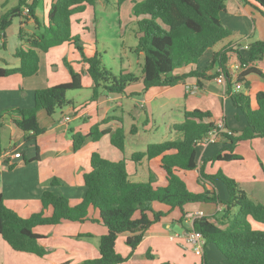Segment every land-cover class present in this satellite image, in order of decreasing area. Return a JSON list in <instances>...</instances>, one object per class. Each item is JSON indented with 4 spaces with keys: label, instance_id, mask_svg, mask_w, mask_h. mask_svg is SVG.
Here are the masks:
<instances>
[{
    "label": "trees",
    "instance_id": "1",
    "mask_svg": "<svg viewBox=\"0 0 264 264\" xmlns=\"http://www.w3.org/2000/svg\"><path fill=\"white\" fill-rule=\"evenodd\" d=\"M125 0H117L121 3ZM264 14V0H251ZM38 0H17L16 4L5 11H0V38L5 37V30L15 17L28 14L39 24L35 14ZM96 0H52L48 12L47 23L40 24L43 29L25 35L19 32V37L26 44L16 47L13 55L19 59L17 67L0 66V76L19 73L23 77L37 73L39 69V53L65 41H69L70 19L72 15L83 12L87 6H94ZM225 9V0H141L133 6L137 20L136 52H142L144 61L140 76L131 72L114 74L103 64L97 53L87 55L82 45L72 42L80 52L81 61L86 64V71L92 80L91 99H96L100 91L112 94H123L131 83L139 82L146 90L157 86H173L186 77H193L200 87L202 80L210 79L217 73L209 74L217 64L227 77L225 92L232 104L240 111L245 125L240 128L224 126L232 134L222 133L219 140L227 143L210 158L213 160H236L241 156L234 152L235 145L242 141L264 136V89H251L246 78L249 73L264 76L263 72L254 67V62L263 58L264 41L255 40L248 48L227 46L214 52L209 61L201 69L194 67L183 74H176L179 68L191 64L197 65L199 58L219 41L229 37L227 29L220 18ZM26 17V15H25ZM26 36V37H25ZM235 51L241 65L246 67L232 82L226 69L227 52ZM70 80L52 86L38 88L34 91V104L28 108L12 109L19 113L13 119L14 124L23 131L25 140H34L44 132L37 120V112L42 110L52 115L56 109L72 104L67 98V91L82 88L80 74L67 65ZM235 82L242 83L238 91L234 89ZM2 115L0 114V117ZM184 118L172 125L179 132V137L157 143H149L143 151L131 154V160L160 156V166L165 172L166 184L155 185V178L150 174L145 181L134 182L129 179L126 160H110L92 152L89 159L90 169L85 171L83 178V194L79 203L71 205L68 199L59 191L46 188L41 193L42 208L28 217H22L5 205L0 193V235L6 243L16 251L43 255L45 249L40 245L41 235L34 231L39 225H54L63 220L85 221L89 219L88 208L93 207L99 212V219L106 232L100 237L99 256L85 259L78 264H118L129 259L133 250L141 242L146 230L172 209L181 211L179 222L186 214L188 203H211L221 206V214L199 216L193 220L192 228L199 231L204 240L201 264H208L206 246L212 245L219 252L225 264H264V229L254 228L248 219L250 216L257 222L264 223V203L255 201L241 188L232 177L221 170L213 174L204 171V160L197 162V145L203 137L217 127L214 121H208L212 114L209 110L194 108L185 110ZM104 134H109L111 145L123 150L125 132L122 126L115 129H99V124L93 125L89 132H73L71 134L72 148L80 149L87 140L96 141ZM226 145V144H225ZM38 155H36L37 158ZM25 161H29L26 159ZM198 168L199 179L204 178L214 186L220 180L227 192V198L221 199L215 188H205L199 192L187 188L185 181L176 173L178 170H193ZM53 185L57 179L52 180ZM154 202L169 207L168 211L157 210ZM51 206L50 215H45L44 209ZM213 218V219H211ZM129 233L125 244L129 247L126 255L116 251V239L119 234ZM147 258H153L150 250ZM60 264H70L68 261ZM159 264H170L162 261Z\"/></svg>",
    "mask_w": 264,
    "mask_h": 264
},
{
    "label": "crops",
    "instance_id": "2",
    "mask_svg": "<svg viewBox=\"0 0 264 264\" xmlns=\"http://www.w3.org/2000/svg\"><path fill=\"white\" fill-rule=\"evenodd\" d=\"M15 2L17 0H0V11H5L14 6ZM7 4L9 7L7 6L5 10H2ZM19 18V32L22 31L27 36L36 30V32L39 31L38 25L40 23H36L31 16L25 17L23 13ZM220 18L223 25L231 31V35L219 41L213 47L208 48L199 58L197 65H185L176 70V74L186 73L197 66L201 69L206 65L214 52L227 46L240 45V48H243L244 45L250 43L251 39L252 41H264V14L251 0H225V9L220 13ZM26 29L29 32H25L24 30ZM6 37L5 30V37L0 38L3 46L5 45ZM47 52H40L39 57L41 53ZM227 55L226 69L232 78L233 76H237L239 72L236 68L238 58L235 51H229ZM2 60L6 62L4 58ZM78 63V67L80 66L82 71H86V64L81 60ZM18 65L19 60L15 61V63L13 62V66L11 67H17ZM253 65L264 74V70L260 68L259 60L255 61ZM72 66H74L73 63ZM219 68L215 64L213 69L208 71L209 74H217L210 79L202 80V85L195 93L187 90V86L196 83L195 79L193 77H186L183 81L173 86H157L144 90L142 84L138 83L136 84V86L138 85L137 87L128 85L123 94L100 91L96 99H91L93 83L90 78L86 87L90 91V94L81 100L69 98L72 104L67 106L68 109L64 107L58 108L52 115H47L42 110L37 112V120L40 126L44 127V132L39 134L34 140L28 141L25 140L23 131L14 124L13 119L18 118L19 113L17 111L13 112L12 109L31 107L34 104V91L38 88L54 85L58 80L56 77H50L46 64L43 67L41 60L39 61V69L34 75L23 77L19 73H12L0 76V114L2 115L0 117V143L3 131L7 130L9 132V144L7 148H0V193L3 195L5 205L13 209L20 216L28 217L32 213L43 209L40 197L42 191L46 188L66 193L70 197L69 203L71 205L79 203L83 194L82 175L90 169L89 159L91 153L85 154L83 160L77 159L78 154L83 153L82 147L84 145L74 151L71 134L73 132L86 134L95 124H99V129L108 127L115 129L123 126L122 117L111 114L112 111L119 110L124 112L127 107V115L133 118L138 113H135V115L132 111L139 112V102L141 100L145 101L146 114L150 117L152 113L148 104L164 96L166 101L162 103L168 104L171 102L169 105V109L171 110L179 107L183 114L185 110L194 108L209 110L212 116L208 121L226 123L229 127L237 129L242 128L245 125L244 118L242 116H239V118L235 117V114L240 115V111L232 104L230 97L225 92V86L215 81ZM246 78L250 81L252 90L264 89V76L257 73H249ZM82 88H84L83 84ZM151 89H154L155 92L149 97L148 94ZM134 97H137L136 103L132 104L129 98L133 99ZM162 103L159 105H162ZM181 103L183 108L180 105ZM146 114L144 118L142 117L143 121L146 120L145 122H147L148 117V115L146 117ZM109 115L112 117L105 119ZM65 116L69 118L63 121ZM234 121L239 123L238 126H233ZM174 123L179 122H170L169 126L172 128ZM124 130L126 129L124 128ZM106 135L109 136V134H104L103 136ZM100 139L94 142H99ZM249 140H251L252 153L248 152L245 155L238 152L239 154H236L240 155L241 159L224 161H232L238 164L239 169H235L232 177L253 200L261 202L259 197H264V162L260 163L259 161H263V156L255 145V138L242 141ZM87 142L89 140L85 144ZM199 145L200 150L198 149L197 155V162L199 164L206 159L205 157L212 156L218 151V149L210 147L213 144ZM220 147L222 148L223 145H220ZM15 152H19L21 155L14 157ZM36 155H38L37 158H34ZM26 159L29 161H25ZM135 163L137 166H135L134 172L129 174L131 181H145L152 174L155 178V185L166 184L165 172L160 166V156L154 158L144 157ZM209 164L211 165V163ZM220 167L219 169H221ZM206 171L208 173L207 164L205 165ZM176 173L185 181L187 188L191 191L199 192L203 190L205 185L209 189L212 187L207 182H202V185L199 184L198 168L193 170H178ZM209 173H215L213 168L210 167ZM55 178L58 183L53 185L52 180ZM217 187L221 193L220 186L217 185ZM222 195L225 196L224 194ZM186 205L184 207L186 214L182 222H179L181 217L180 209L175 208L170 210L166 216L146 230L141 242L133 250L129 259L118 264H159L162 262V260L147 258L146 252L148 250L151 252L152 250H164L168 253L165 261H169L170 264H185L187 254L194 249L185 242L183 233L192 227L193 220L196 217L213 215L220 208L217 207L216 210H212V207H204L203 209L193 207L192 210L190 206L193 205L188 207ZM154 207L157 210H169L168 206L159 202H154ZM51 212V206L44 209L45 215H50ZM88 215L89 219L82 222L63 220L54 225L36 226L34 231L41 235L39 243L45 249V253L41 256L13 250L0 235V264H60L66 261L70 264H78L85 259L98 257L99 239L107 229L97 220L99 219L98 210L89 207ZM248 219L254 228L264 229V223L257 222L250 216H248ZM176 226L179 228H176ZM128 234H119L123 238V244L118 245V237L116 239V251L122 255H126L129 252V247L125 244ZM181 241L186 246L188 245V247L183 246V249L186 251L179 249V245H182ZM194 252L197 251L194 250ZM219 255L215 254L214 258H211L210 261H222Z\"/></svg>",
    "mask_w": 264,
    "mask_h": 264
},
{
    "label": "rangeland",
    "instance_id": "3",
    "mask_svg": "<svg viewBox=\"0 0 264 264\" xmlns=\"http://www.w3.org/2000/svg\"><path fill=\"white\" fill-rule=\"evenodd\" d=\"M50 1L51 0H38L37 2L35 14L40 24H42V22L47 23V12ZM136 2H139V0H125L121 3H117V0H96L94 6L87 7L83 12L73 15L71 17L69 27V33L71 38L69 41H65L57 45L54 49L48 51L47 53L40 54V60L42 62V65L44 67V65L46 64L47 72L50 77L57 78L58 82L56 84L70 80L71 77L67 65H70L74 71L80 74V78L84 88L80 90L75 89L67 91V98L81 100L83 97L88 96L90 94V91L86 88L87 82L88 80H90V77L86 71H82L81 67H78L79 63H81H78V61L81 60V55L80 52L75 48L74 43L72 42L73 40H75V37L78 38L77 40H75L76 43H80L82 45L85 54L91 55L96 52L103 66H105V68H107L114 74H118L120 72H131L137 76H140L141 68L144 61V55L142 52H136L135 50L137 46V38L135 35L137 30V20L140 19V17L135 16L133 12V6ZM7 6L8 4L3 7L2 10H5ZM23 10L24 14L29 17L30 15L28 14L29 12L27 8L24 7ZM19 26L20 18L15 17L11 25L8 26L6 29L7 37L5 40V45L3 46V42L0 41V65L2 66H13V62L15 63V61L19 60L13 55L14 49L16 47H19L21 43L26 44L19 37ZM40 29H43V26L40 25ZM24 31L29 32L27 29ZM251 41L252 39L250 40V42ZM1 58H4L6 62H4ZM72 63L74 66H72ZM259 63L260 68L264 70V58L260 59ZM219 70H221V68H219ZM236 77L237 76H233L231 78V80L233 79L232 82L235 81ZM138 83L139 82L131 83L130 86L137 87L138 85L136 86V84ZM226 85L227 77H225V89ZM153 92H155V90L151 89L148 96L150 97ZM136 99L137 97H134L133 99L129 98L132 104L136 103ZM164 101H166L165 97L162 96L158 98L157 101H152L150 104H148L152 113L151 117L146 114L147 112L144 100H141L139 102V112H136L135 110L132 111L133 114L138 113L137 115L135 114L136 116H134L133 118L127 115V105L125 106L126 108L124 112H121L119 110H113L111 114L121 116L124 124V127L122 126V128L126 129L124 130L126 132L124 149L120 150L115 146L111 145L108 135L101 136L99 142H92L91 140H89V142L84 144V146L82 147L83 153L78 154L77 159L80 158L81 160H83L85 154L97 152L101 157L110 160L125 159L128 173H133L135 166H137L136 163L130 158L133 152L145 150L147 144L149 143H157L164 140L175 139L179 137V132L173 130V128H171L169 125L170 122H181L183 120L184 116L181 111V108L175 107L173 110H171L169 109V105L171 104V102L168 104H164L162 103ZM160 103H162V105H159ZM182 103L180 104L181 107ZM64 108L68 109L67 106H65ZM145 114L146 117L148 115L147 122H145L146 120H142ZM110 115L107 116V118L105 119H108V117H112ZM238 124L239 123L237 121H234L233 126H238ZM250 141L251 140L238 142L234 147V152H239L245 155L248 152L252 153ZM255 141L257 149L261 151V154L263 156V161H259L260 163H262L264 162V136L263 138L256 137ZM8 144L9 132L7 130H4L1 136L0 148L6 149ZM225 144L222 140H218L210 147L218 149V151H220L222 149L220 145L227 146V143ZM198 149L200 150V145H197V150ZM211 157L212 156L205 157V160L207 161L204 163V168L207 164L208 170V173L207 171L205 172L206 174H210L209 169L211 167L215 172L217 170H221L225 175L232 177V174L233 172H235V169H239L238 164L235 162L224 160L211 161ZM209 163H211L212 166ZM221 165L223 166L220 167ZM219 167L221 169H219ZM198 181L200 185H202V182H207L211 186L213 185L209 181V179H199L198 177ZM214 181L215 187H212L216 189L221 199H226L227 192L224 184L220 180L214 179ZM217 185L220 186L222 191L221 193L218 190ZM205 188H207L206 185ZM62 194L69 201L70 197H68L64 192H62ZM221 194H224L225 196H221ZM259 199L262 203L264 202L263 196L259 197ZM186 206H190L192 210L193 207L199 209H203L204 207H212V210H216L217 207H220L218 210L215 211L216 217H219L221 214V206L217 204L197 202L190 204L188 203ZM210 217H212V215H210ZM176 228L179 227L176 226ZM121 235L118 236V245L123 244V238H121ZM180 243L182 245H179V249H181L182 251H186L185 249H183V246L188 247V245L186 246V244H183L182 241ZM206 251L208 254L207 259L209 260H211V258H214L215 254L219 255V252L212 245H207ZM151 253L153 254V258L155 260L165 261V258H167L168 256V253L164 250H152ZM202 257L203 252L197 253L194 252V250H191L189 251V254H187L185 264H200ZM208 264L225 263H223L222 261H209Z\"/></svg>",
    "mask_w": 264,
    "mask_h": 264
},
{
    "label": "built area",
    "instance_id": "4",
    "mask_svg": "<svg viewBox=\"0 0 264 264\" xmlns=\"http://www.w3.org/2000/svg\"><path fill=\"white\" fill-rule=\"evenodd\" d=\"M28 10V8H27ZM248 48V45H244L242 49ZM245 65H241L239 60L236 64V68L239 70L238 74L245 68ZM225 77L226 74L224 71L219 70L218 75L215 77V81L218 84H222L225 86ZM234 88L236 91L240 90L242 88V83L240 82H235ZM199 89V86L195 83L192 85L187 86V90L191 93L197 92ZM69 117L65 116L63 118V121H66ZM222 133H227V134H232V131L229 128H226L224 126V123L218 122L217 127L211 131H209L202 139L201 144L203 145H209V144H214L216 143ZM21 154L19 152L14 153V157H19ZM203 216V215H202ZM199 217V216H198ZM183 238L185 239V242L189 244L195 251L197 252H202L203 251V246L205 243V240L202 236V234L199 231L194 230L192 227L187 229L183 233Z\"/></svg>",
    "mask_w": 264,
    "mask_h": 264
}]
</instances>
